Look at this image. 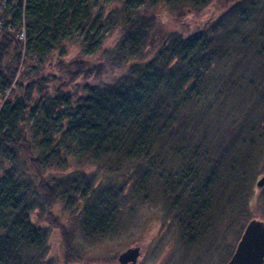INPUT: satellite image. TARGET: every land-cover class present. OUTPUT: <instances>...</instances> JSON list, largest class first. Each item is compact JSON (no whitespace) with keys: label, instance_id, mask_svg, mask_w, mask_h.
I'll return each instance as SVG.
<instances>
[{"label":"trees","instance_id":"16d2710c","mask_svg":"<svg viewBox=\"0 0 264 264\" xmlns=\"http://www.w3.org/2000/svg\"><path fill=\"white\" fill-rule=\"evenodd\" d=\"M210 1L0 0V264H49L46 232L30 214L47 200L53 217L58 198L82 214L78 227L88 235L112 232L111 213L133 193L141 203L161 200L188 246L229 240L234 229L224 219L246 209L264 138L256 143L242 133L224 141L222 128L207 137L202 120L198 139L190 138L207 110L203 84L213 71L215 84L230 79L237 63L258 59L261 84L252 76L241 86L251 94L264 89V0H234L193 32H170L153 48L148 43L156 10L176 7L179 18L180 10L198 11ZM67 43L81 53L64 57ZM53 53L73 73L33 98L28 82L38 83L41 63ZM28 60L34 76L18 79ZM78 76L89 81L81 91L67 89ZM23 78L25 91L11 100ZM77 163L101 169L103 179L94 184L83 173L78 184L69 182ZM56 170L66 171L64 181ZM53 224L64 230L69 250L65 231L73 228Z\"/></svg>","mask_w":264,"mask_h":264},{"label":"rangeland","instance_id":"374dc122","mask_svg":"<svg viewBox=\"0 0 264 264\" xmlns=\"http://www.w3.org/2000/svg\"><path fill=\"white\" fill-rule=\"evenodd\" d=\"M233 2L234 0H211L208 5L198 11L180 10L179 18H177L176 7L169 9L160 8L156 10L157 23L155 27L149 30V47L153 48L160 45L165 41L166 36L169 35L170 32L176 31L182 35H186L187 33L195 31L198 27L212 22ZM252 30L253 29H246L245 34L252 32ZM0 33H3L1 29ZM111 38L112 37H108L104 44L111 47ZM80 53L77 45L73 43L65 44L66 55L64 57L68 58L69 56L79 55ZM233 53H235V51L231 49L228 55H232L231 57L233 58ZM249 53L250 52L247 50L246 54ZM55 55L56 53H53L50 58H47V60L41 63V69L38 72L40 75L38 83L33 84L32 82H28L32 87L31 95L33 98L41 96L43 94V88H47L49 91L53 90L56 85H61L63 81L73 73V71H66V69L62 67V64H60L62 62L59 63ZM228 58L229 57H227V62L225 64L221 61L217 63L219 70L221 67L229 65L230 62ZM28 61L26 65L19 66L20 72L18 79H21L22 75L24 77L25 74L34 76L31 70L33 62L30 60ZM242 61L243 60H241V62ZM94 64L96 63L94 62ZM260 65L261 61L258 59L250 60L246 65H244V62H239L236 64L230 79L218 80L215 84L214 71L212 74L208 75L207 78H204L205 84H203V86L205 87L209 104L207 110L203 114L204 116L201 117L202 119L198 118L194 122L196 125L194 130L196 131L193 132L194 134L192 133L193 136L190 138L191 142H195L198 139V134L200 133L198 127L201 120L202 128L206 126L205 134L207 137L212 136L217 130L222 128L221 132L224 141H230L231 138L235 136V139H237V136H241L242 133L248 134L256 143L258 142L259 136L264 138V89L258 88L251 94L248 88L241 86L246 84L247 80L252 76L256 77L255 82L258 83V86L261 84ZM27 66H29L28 70ZM91 76L94 77V75ZM102 76H105L104 71L102 72ZM21 81L23 83L21 85H15L14 92L9 96L11 100L16 96H21L23 91H25V85L28 80L23 78ZM86 81H89V78L84 79L78 76L74 82L67 84L66 88L69 90L72 89V91L75 92L81 91L82 85ZM232 83H235V85H232ZM248 84L247 87L251 85L250 83ZM261 114H263V116ZM261 119L262 121H259ZM227 126L230 127L229 132H223V127ZM239 127L241 128L238 130L240 135L233 134L234 130ZM231 130L233 136H231ZM238 142L237 144L239 146ZM214 148L213 146V149ZM254 148H258L256 144H254L250 150ZM259 151H261V154L258 162L256 164L255 162L252 163L254 171L258 173L261 172L264 167L263 145L259 147ZM20 156L21 158H25L24 154H20ZM65 173V170H56V174L61 178V181H64ZM83 173L88 175V178H92L91 182L93 183L94 180L99 179V175L103 172L101 169H95V167L90 165H80L77 163L70 167V171L65 178H67L69 182L76 179V184H78V179H80L78 175ZM104 174L109 177L115 176L113 173L106 171ZM100 177L103 179V175H100ZM118 185L119 183L116 182V186ZM251 189L253 192L252 196L249 195L246 209H242V213L239 214V217H234L228 212V215L224 219L226 229H234V233L235 230L236 233H239L248 219L264 217V193L254 185V182ZM133 195L132 193L131 197H128V200H126L124 204L121 201L118 202L117 207L114 208L111 213L114 219L112 232L106 231V233L101 235H88L82 232L81 227H78L81 225L80 219L82 214L76 215L75 212L77 209L75 208L73 211H69V208L63 205L60 198H58V202L55 201L51 204L50 209L53 213V217L49 216V205H47V200H44L41 208L39 210H33L30 216L32 220L44 228L46 232V258L48 263L122 264L118 261L120 253L128 248L137 246L138 256L135 262L131 263L128 261L124 264H224L230 254L227 253L230 251L231 245L229 244L232 235L228 236L229 240L216 241L218 239L217 236L216 239L214 237L199 245L188 246L181 238V233L176 223L173 219L171 220L170 210L166 209L164 204L161 203V200H159V202L149 200L148 202L141 203L140 200L136 199ZM247 213H249V215ZM54 222L59 225L63 224L66 227L67 225H71L70 227L73 228L71 233L65 231L68 235L67 240L71 239V241H69V245L71 244L69 250L65 247L61 236L63 229L60 226L54 225ZM67 229L69 231V226ZM70 249L72 252H70Z\"/></svg>","mask_w":264,"mask_h":264},{"label":"water","instance_id":"95a60500","mask_svg":"<svg viewBox=\"0 0 264 264\" xmlns=\"http://www.w3.org/2000/svg\"><path fill=\"white\" fill-rule=\"evenodd\" d=\"M256 186H264V173L256 181ZM138 256V248H128L118 256L122 264L128 261L134 263ZM264 256V226L263 223L251 219L245 226L236 249L227 264H260Z\"/></svg>","mask_w":264,"mask_h":264},{"label":"flooded vegetation","instance_id":"af4514ba","mask_svg":"<svg viewBox=\"0 0 264 264\" xmlns=\"http://www.w3.org/2000/svg\"><path fill=\"white\" fill-rule=\"evenodd\" d=\"M263 173H264V167H263V169L261 170V172H259V173L256 175V179L254 180V185H255V186H256V181L262 176ZM256 187H257V186H256ZM257 188H258V187H257ZM259 190L262 191V193H264V186L259 187ZM263 201H264V200H263ZM251 219H255V220H258V221L262 222V223H263V226H264V217H261V218L257 217V218H250V219H248L247 222L244 224V226L240 229L239 233L237 232L238 234L236 233V230H235V233L233 232V234H232V244H231V247H230V251L227 253V254H229V253H230V254L228 255V257H227V259L225 260L224 264H227L228 260L230 259V257H231L232 254L234 253V251H235V249H236V246H237V243L239 242V240H240V238H241V236H242V234H243V231H244V229H245V226L247 225V223H248L249 220H251ZM260 264H264V256H263L262 261H261Z\"/></svg>","mask_w":264,"mask_h":264}]
</instances>
